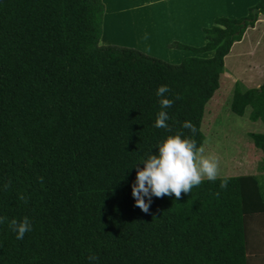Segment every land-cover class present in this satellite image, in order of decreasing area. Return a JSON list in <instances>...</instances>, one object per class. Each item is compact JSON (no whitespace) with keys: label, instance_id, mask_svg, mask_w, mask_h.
<instances>
[{"label":"trees","instance_id":"16d2710c","mask_svg":"<svg viewBox=\"0 0 264 264\" xmlns=\"http://www.w3.org/2000/svg\"><path fill=\"white\" fill-rule=\"evenodd\" d=\"M104 10L101 0H0V264H90V252L95 264H248L246 220L264 215L258 177L203 179L178 198L152 196L146 212L130 185L165 137L202 146L224 58L264 0L247 16L215 17L200 47L170 44L213 53L178 64L100 44ZM159 85L173 99L167 130L153 127ZM246 108L264 126V80L235 83L229 109ZM249 137L264 153V134ZM22 217L32 230L17 240L8 221Z\"/></svg>","mask_w":264,"mask_h":264},{"label":"rangeland","instance_id":"374dc122","mask_svg":"<svg viewBox=\"0 0 264 264\" xmlns=\"http://www.w3.org/2000/svg\"><path fill=\"white\" fill-rule=\"evenodd\" d=\"M215 5H213V9L215 10L217 8L216 13H218L221 8ZM211 7L212 6H210L209 9H211ZM199 8L202 7L195 6L194 11ZM188 12H190V9ZM245 12L246 14L244 16H247L248 10ZM128 20L130 21L131 18ZM204 20V22L207 21L206 18H204ZM105 26L106 24L104 25L103 31L104 34L107 33L108 35L111 32L110 28H112V24L108 23L107 28ZM202 26L203 27L199 30L200 32H202L203 28H206V24L203 25L202 23ZM263 27L264 20L263 22L257 24V29L254 31L248 29L249 27H247L246 30L248 29V31H244L246 32L247 37L242 42L234 45L232 50L225 56L223 61V75L226 76V74H229L230 71L231 76H229V78L231 79H227L226 81L225 78H219V88L215 91L212 98L205 106L200 130L204 135L202 144L204 152L202 154L212 155L217 159V178L254 175L262 181L264 187V153L255 148L251 138L249 137L252 133L264 134V126L260 121L253 122L249 120L248 116L250 108H246L243 116H237L229 109L235 83L240 84L241 90H248L249 88H247V85H251L250 82H252V84L253 82H261L262 84V81L264 80V73L260 76L254 75L252 70L253 67L249 66L250 62H257V58L260 57V54H264ZM120 31H117L119 38L123 35ZM133 32L129 33V35L123 39L118 40V38H114L113 40H117L120 43L118 44L119 46L131 44L133 41L128 40V37L130 35L133 36ZM202 34L203 33H201V35ZM139 35L143 36V34ZM195 35L197 34H193V32H191L190 36L192 38L188 39L190 42L189 44L190 46L200 47L203 40H201L199 36L194 37ZM140 36H138V39L141 40ZM239 41H241V39ZM173 42L182 43V41L173 40L167 46L165 45L164 48L158 47V44H156L157 46L155 48H151L152 46L147 47L145 43H139L140 45H136L134 43V45L141 52L149 53V56L151 55L150 53H153V55H151L152 57L158 58L169 64H178L181 59L187 57L184 53H187L188 51L170 47V44ZM100 44L106 45L108 43L100 39ZM249 49H254V56H249L247 53L249 52ZM191 56L194 55L192 53H188V57ZM261 56L263 59L261 63L264 64V55ZM170 58L177 60V63H175L176 61L172 62V59ZM203 179L206 178H202V180ZM245 225L247 240V243L245 242L246 250L247 252H251L256 255V264H264V216L247 218ZM255 244L257 247H255Z\"/></svg>","mask_w":264,"mask_h":264},{"label":"crops","instance_id":"0c3cea01","mask_svg":"<svg viewBox=\"0 0 264 264\" xmlns=\"http://www.w3.org/2000/svg\"><path fill=\"white\" fill-rule=\"evenodd\" d=\"M105 10L103 14L102 20V35L101 40L106 41V45H117L120 44L117 40L114 41V38L123 39L129 33L133 32V36H129L128 40L133 41L131 44H127L123 47H129L138 50V48L134 45H140L139 43H145L147 47L155 48L158 44V47L164 48L171 41L177 40L182 41V43H186L190 45L188 39L192 38L191 32L193 34H197L194 37L199 36L203 45L205 43V39L202 32H200V28L206 24V27H210L213 23V19L215 17H227V18H239L246 14L245 11L249 10L250 7H253L258 0H101ZM216 4V5H215ZM213 5L219 6L220 11L216 13V9H213ZM202 7L194 11V7ZM211 9H209V7ZM205 7V8H203ZM207 8V9H206ZM190 9V12L188 10ZM131 14V15H130ZM130 15V16H129ZM131 18L129 21L128 19ZM204 18L207 19L204 22ZM134 19V20H133ZM264 15H260L253 25V27H249L248 29L254 31L257 29V24L263 22ZM112 24L111 34H104V25ZM120 25V27H119ZM201 25V26H200ZM196 28V29H194ZM248 29L246 31H248ZM264 29V27H263ZM122 30V31H120ZM117 31L122 32L123 35L119 38ZM124 31V32H123ZM139 34H143L140 36ZM112 35V36H109ZM117 35V37H116ZM109 36V37H108ZM138 36L141 37V40L138 39ZM108 37V38H107ZM247 37L246 32H244L241 41L235 42L233 46L242 42ZM142 41V42H141ZM153 41V42H152ZM123 43V42H121ZM105 45V44H103ZM122 45V44H121ZM200 45V46H201ZM140 51V50H138ZM143 53V52H142ZM188 53H192L188 51L184 53L185 56L188 57ZM249 56H254V49H249L247 52ZM149 55V53H145ZM153 55V53H150ZM194 56L208 58L212 56V52H207L203 54H194ZM150 55V56H151ZM264 54H260V57L257 58V62L249 63V66L253 67L252 70L254 75H262L264 73V64L262 62V56ZM184 57V56H183ZM172 62L177 63V60L173 58ZM179 63V62H178ZM224 71L220 75V78H229L231 76V72L229 74L223 75ZM235 77V76H233ZM240 82V81H239ZM263 82V81H262ZM251 85H247V88H259L261 82H250ZM243 86V84L241 83ZM245 87V86H244ZM247 90V89H246ZM257 216H264L263 214ZM257 244V243H256ZM255 244V247L257 245ZM263 249V248H262ZM261 249V251H262ZM248 256V264H256L257 259L256 255L251 252H247Z\"/></svg>","mask_w":264,"mask_h":264},{"label":"clouds","instance_id":"9594fccd","mask_svg":"<svg viewBox=\"0 0 264 264\" xmlns=\"http://www.w3.org/2000/svg\"><path fill=\"white\" fill-rule=\"evenodd\" d=\"M168 91L167 85H159L155 90V95L159 98L160 110L156 113L153 123V127L166 130L168 113L165 109L173 103V99L164 95ZM180 126L192 133L196 131L195 126L188 120L183 121ZM203 152V147H198L195 140L182 136L179 132L158 142L156 152L149 153L139 163L143 167L137 168L135 181L130 185L135 205L146 212L152 196L173 195L178 198L182 191L188 193L194 186L199 185L202 178L209 181L216 180L217 159L212 155H203ZM226 183L225 179H221L219 186L223 188ZM2 219L0 218V222ZM8 227L17 240L23 239L24 234L32 230L31 222L27 217H22L19 221L16 219L8 221ZM87 259L90 264H95L97 258L90 252Z\"/></svg>","mask_w":264,"mask_h":264}]
</instances>
